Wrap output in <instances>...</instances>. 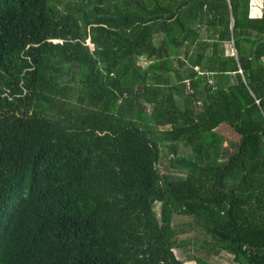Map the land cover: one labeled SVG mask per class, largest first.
Listing matches in <instances>:
<instances>
[{"label": "trees", "instance_id": "trees-1", "mask_svg": "<svg viewBox=\"0 0 264 264\" xmlns=\"http://www.w3.org/2000/svg\"><path fill=\"white\" fill-rule=\"evenodd\" d=\"M188 244L264 264V3L0 0V264Z\"/></svg>", "mask_w": 264, "mask_h": 264}, {"label": "rangeland", "instance_id": "rangeland-1", "mask_svg": "<svg viewBox=\"0 0 264 264\" xmlns=\"http://www.w3.org/2000/svg\"><path fill=\"white\" fill-rule=\"evenodd\" d=\"M262 2V0H260ZM261 2H258V0H253V8L254 10H258V8H261ZM215 135H218L222 137L224 141V145L226 146L230 140H238V136L230 129V128H219L216 130ZM157 211L160 212V205L157 206ZM175 228L178 231V238L181 241H191L193 240V234L194 231L192 230V227L189 226L191 224V219L185 216H178L175 215L174 219ZM202 253V252H200ZM176 254L179 259L185 262V264H196L193 260V255L197 254L196 247L194 244H188L184 248H178L176 249ZM217 264H231V261L228 256L221 255L216 258Z\"/></svg>", "mask_w": 264, "mask_h": 264}, {"label": "crops", "instance_id": "crops-1", "mask_svg": "<svg viewBox=\"0 0 264 264\" xmlns=\"http://www.w3.org/2000/svg\"><path fill=\"white\" fill-rule=\"evenodd\" d=\"M258 2H261L260 0H258ZM263 3H264V0H262L261 2V8H258V10H254L253 8V0H251V17L253 18H256V17H261L262 16V12H263Z\"/></svg>", "mask_w": 264, "mask_h": 264}, {"label": "water", "instance_id": "water-1", "mask_svg": "<svg viewBox=\"0 0 264 264\" xmlns=\"http://www.w3.org/2000/svg\"><path fill=\"white\" fill-rule=\"evenodd\" d=\"M93 47V46H92Z\"/></svg>", "mask_w": 264, "mask_h": 264}]
</instances>
